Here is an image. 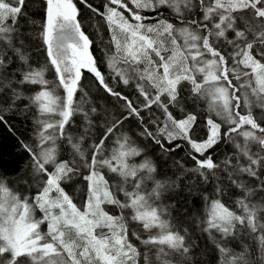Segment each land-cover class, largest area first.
I'll return each instance as SVG.
<instances>
[{
	"label": "snow or ice",
	"instance_id": "obj_1",
	"mask_svg": "<svg viewBox=\"0 0 264 264\" xmlns=\"http://www.w3.org/2000/svg\"><path fill=\"white\" fill-rule=\"evenodd\" d=\"M17 118L0 264H264V0H0Z\"/></svg>",
	"mask_w": 264,
	"mask_h": 264
},
{
	"label": "trees",
	"instance_id": "obj_2",
	"mask_svg": "<svg viewBox=\"0 0 264 264\" xmlns=\"http://www.w3.org/2000/svg\"><path fill=\"white\" fill-rule=\"evenodd\" d=\"M101 0H95V3L99 4ZM89 33H95L94 28L88 29ZM97 44H99V41H97ZM95 56H100V52L94 51L93 53ZM93 91H95V88H93ZM125 91H128V89H125ZM12 123L15 125V128L17 129V135H13L9 133L6 129H4L2 126H0V149L3 151V160L7 163H13L17 160V153H19L21 150L18 148L17 139L19 136V133H23L25 136L29 135L31 123L25 122L21 123L20 118H17L12 121Z\"/></svg>",
	"mask_w": 264,
	"mask_h": 264
}]
</instances>
